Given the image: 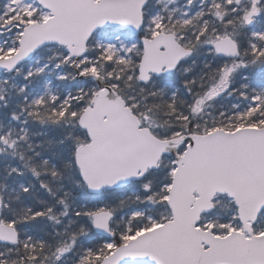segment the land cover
<instances>
[{
  "label": "snow or ice",
  "instance_id": "obj_1",
  "mask_svg": "<svg viewBox=\"0 0 264 264\" xmlns=\"http://www.w3.org/2000/svg\"><path fill=\"white\" fill-rule=\"evenodd\" d=\"M0 264H264V0H0Z\"/></svg>",
  "mask_w": 264,
  "mask_h": 264
}]
</instances>
